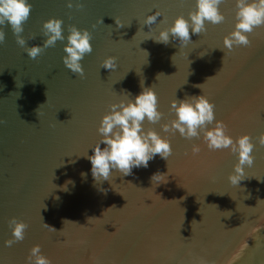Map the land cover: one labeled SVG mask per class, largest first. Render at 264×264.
<instances>
[{"label":"water","instance_id":"water-1","mask_svg":"<svg viewBox=\"0 0 264 264\" xmlns=\"http://www.w3.org/2000/svg\"><path fill=\"white\" fill-rule=\"evenodd\" d=\"M27 2L32 10L21 33L26 47L42 46V23L49 18L63 21L65 39L33 60L4 28L0 264H26L37 244L52 264H264V146L258 143L264 132V26L248 34L250 46L234 47L224 57L235 0L220 6L223 23L206 22L201 35L190 30L186 45L171 36L167 45L149 37L177 16L188 19L195 0H80L81 10L66 7L67 0ZM156 11L162 15L149 32L143 21ZM70 24L92 35L93 51L80 61L83 78L62 62ZM108 56L117 58L116 69L101 67ZM199 84L202 90L194 87ZM142 85L152 87L163 113L143 128L167 138L172 155H156L147 168L134 167L127 176L113 169L110 180L97 182L83 155L93 154L108 105L133 99ZM199 95L215 105V119L233 140L247 134L255 145L254 164L245 166L246 178L237 186L228 180L236 154L209 150L202 133L188 140L161 128L175 118L172 99ZM154 174H165L167 182L152 180ZM12 217L28 228L23 241L5 247Z\"/></svg>","mask_w":264,"mask_h":264},{"label":"clouds","instance_id":"clouds-1","mask_svg":"<svg viewBox=\"0 0 264 264\" xmlns=\"http://www.w3.org/2000/svg\"><path fill=\"white\" fill-rule=\"evenodd\" d=\"M224 2L225 0H195L194 10L188 12V19L177 16L170 27L160 30L158 35L149 38L156 43L167 45L171 36L186 45L191 41L190 30L193 34L201 35L207 31L206 22L217 25L225 21V16L220 11V6ZM66 7L69 9L75 7L77 10H81L83 4L80 0H76L75 4H73V0H67ZM31 10L32 5L27 0H0V45L5 42L4 28L10 27L17 45L24 48L27 56L34 60L46 48L55 47L56 42L58 40L63 41L65 37L62 34L63 21L57 18H49L42 23V33L46 37L42 46L26 47V41L21 33L24 31L23 25L28 20ZM161 15L159 11H156L145 17L143 25L149 27V32L152 31L151 26L157 22V17ZM99 23H102L101 19ZM117 26L122 27L124 25L119 24ZM261 26H264V0H235L234 28L227 36L223 37L224 48L221 50L224 52V57L234 47L250 46L251 41L248 34L253 33L256 28ZM92 27L95 28V25ZM67 31V44L63 49L66 55L62 57V62L73 74L83 78L84 70L80 61L86 54H91L93 51L90 43L92 35L87 29H78L71 24L67 26ZM34 38V36L29 37V39ZM224 49H227V52ZM101 67L110 70L116 69L117 58L114 56L106 57L102 61ZM210 78L212 77L207 78V80ZM201 85H194V87L201 89ZM169 103V110L175 113V118L162 124V130L173 134L178 132L181 137L188 140L199 137L202 133L203 140L209 150L228 149L231 153L236 154L237 163L233 166V172L229 174L228 180L233 186L239 185L240 181L246 178L245 166L251 168L254 164L252 153L255 145L251 142L249 135L244 134L233 140L227 134V126L222 121L215 119V105L204 95L189 96L182 100L172 99ZM108 107L110 111L104 114L99 121L97 132L101 138L92 146L93 154L91 156L83 155L91 163V174L95 181L110 180L113 169L118 170L124 176L131 175L134 167L147 168L149 161L156 155L168 160L169 156L172 155L169 140L161 138L154 130L145 131L143 128L145 120L155 124L163 116V113L158 111V99L152 87L147 88L142 85V91L133 99L127 101L121 99L117 103L109 104ZM37 114L39 116V110ZM214 121V126L208 127V125H213ZM258 143L264 146V132L260 133ZM101 144L105 147L101 148ZM192 151L198 153L200 147L194 144ZM81 175L85 176L86 174L81 173ZM155 177H160L164 183L167 182L165 174H154L152 180ZM111 208H115V206ZM65 222L75 223L68 220L63 221L64 224ZM192 223L198 222L193 220ZM8 224L11 228V238L4 241V246L12 247L24 240L28 225L17 220L16 217L10 218ZM43 226L51 231H56L44 222ZM25 260L26 264H52V261L42 254L38 244L29 249V254Z\"/></svg>","mask_w":264,"mask_h":264}]
</instances>
